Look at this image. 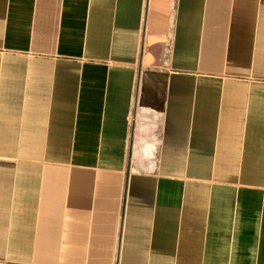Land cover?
<instances>
[{
  "label": "crops",
  "instance_id": "crops-1",
  "mask_svg": "<svg viewBox=\"0 0 264 264\" xmlns=\"http://www.w3.org/2000/svg\"><path fill=\"white\" fill-rule=\"evenodd\" d=\"M0 264H264V0H0Z\"/></svg>",
  "mask_w": 264,
  "mask_h": 264
}]
</instances>
